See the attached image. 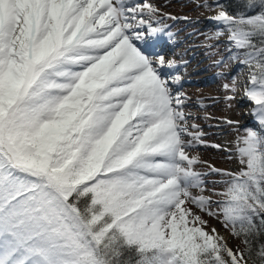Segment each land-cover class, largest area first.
<instances>
[{
    "label": "snow or ice",
    "instance_id": "1",
    "mask_svg": "<svg viewBox=\"0 0 264 264\" xmlns=\"http://www.w3.org/2000/svg\"><path fill=\"white\" fill-rule=\"evenodd\" d=\"M237 5H215L206 39L227 36L214 64L241 66L223 88L243 86L256 127L227 121L238 169L201 172L171 74L186 62L161 51L175 17L148 0H0V264H264V0Z\"/></svg>",
    "mask_w": 264,
    "mask_h": 264
},
{
    "label": "rangeland",
    "instance_id": "2",
    "mask_svg": "<svg viewBox=\"0 0 264 264\" xmlns=\"http://www.w3.org/2000/svg\"><path fill=\"white\" fill-rule=\"evenodd\" d=\"M203 1L205 0H148L161 13L176 18L165 21L170 25V30L175 33V44H169L166 37H161L160 40L165 41L169 47L164 53L166 59L176 61L178 66L182 61L186 62L171 74L181 76L180 84L173 85V87L177 91L185 93L189 98L188 101H194L195 104L189 105L190 108L186 107L185 111L190 112L195 117L194 120H189L190 124H197L198 130L203 133L204 143L197 145L190 152V155H197L202 161L196 165V169L201 172H208V165H212L218 169L236 171L239 167L237 161L228 159V153L222 150L224 148L233 150V141L237 135L233 130L234 126L228 124L227 121H238L241 129L246 126L255 128L254 118L250 114L254 105L243 97V86L238 87L235 93L226 92L223 88L224 84H231V77L239 74L241 66L232 62L221 65L219 68L215 66L214 61L228 55L225 51L227 36L224 35L218 40L206 39L215 27L210 17L216 14V1L209 0V3ZM185 17L187 19H184ZM207 45H214V47L209 48ZM196 67H200L201 70L192 73ZM169 71L166 68L162 69V72L165 73ZM218 72L222 75H217ZM207 75L211 76L203 82L197 81L194 84L191 83V80H187V78L193 79V77L206 78ZM240 78L246 80V73ZM190 86L202 88L199 97L196 98V93L189 91ZM228 95H234L235 98L226 102L225 97ZM212 124L216 126H211ZM211 145H220L221 149ZM220 178L218 175L206 176L205 179L209 183L206 184V191L203 194L211 196L213 200L219 199L218 196L212 194V190L220 191L222 189L219 185L212 184L211 181ZM193 192L195 193L196 190L194 189ZM187 207L192 208L202 219L207 221L206 230L211 231V227H216L218 231L226 233L229 238L227 245L230 248L233 250L241 249L240 239L233 237L229 230L221 225L222 223L218 218L199 212L191 204H188Z\"/></svg>",
    "mask_w": 264,
    "mask_h": 264
},
{
    "label": "bare ground",
    "instance_id": "3",
    "mask_svg": "<svg viewBox=\"0 0 264 264\" xmlns=\"http://www.w3.org/2000/svg\"><path fill=\"white\" fill-rule=\"evenodd\" d=\"M168 49H169V47L166 45L165 41H161V51H162V53L164 54L165 51L168 50ZM199 70H201V68L200 67H196V68L193 69L192 73L198 72ZM210 76L211 75H207L206 78H203V77H193V79H191V78L188 79L187 78V80H191L192 81L191 83L195 84L197 81L203 82L205 79H209ZM185 81H186V78H185ZM189 88H190L189 91L191 93H194V92L196 93V98L200 96V91L202 89L200 86H194V87L190 86ZM192 103H194V101H187V106L186 107L190 108L191 106H189V105H194L195 104V103L194 104H192ZM211 126H216V125L212 124ZM213 228L216 229V227H211L210 230L213 229ZM216 231L221 237H223L224 241L226 243H228L229 238L227 237L226 233L225 232H220L217 229H216Z\"/></svg>",
    "mask_w": 264,
    "mask_h": 264
},
{
    "label": "trees",
    "instance_id": "4",
    "mask_svg": "<svg viewBox=\"0 0 264 264\" xmlns=\"http://www.w3.org/2000/svg\"><path fill=\"white\" fill-rule=\"evenodd\" d=\"M203 2H208V0H205V1H203ZM209 3V2H208ZM216 4H218V3H223V4H225L227 7H228V9H229V11L230 12H235V11H237L238 10V5H237V0H218V1H216L215 2ZM221 225H223V224H221ZM224 226V225H223ZM225 227V226H224ZM261 240H264V237H261ZM241 241V240H240ZM243 247H244V244L241 242V249H243Z\"/></svg>",
    "mask_w": 264,
    "mask_h": 264
}]
</instances>
